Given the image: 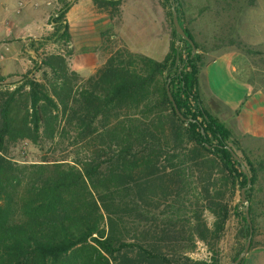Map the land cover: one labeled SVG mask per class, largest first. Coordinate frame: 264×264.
<instances>
[{
  "label": "trees",
  "instance_id": "trees-1",
  "mask_svg": "<svg viewBox=\"0 0 264 264\" xmlns=\"http://www.w3.org/2000/svg\"><path fill=\"white\" fill-rule=\"evenodd\" d=\"M93 2L99 12L116 13L122 0ZM161 2L174 39L163 61L122 49L85 79L70 69L66 55L53 54L41 60L49 72L42 80L26 76L14 87H0V264H178L170 257L181 256L184 264H220L214 248L232 217L245 240L236 261L250 233L241 204L248 182L242 165L251 179L250 251L255 246L253 192L263 166L234 158L233 152L246 154V137L205 108L201 46L183 22L181 0ZM173 2L195 55L176 34ZM71 6L53 20L50 42L61 31L70 40L65 17ZM237 45L249 57L259 54ZM26 143L41 151L68 143L76 152L71 159L19 161L11 152ZM197 242L210 247V261L188 257Z\"/></svg>",
  "mask_w": 264,
  "mask_h": 264
},
{
  "label": "crops",
  "instance_id": "crops-1",
  "mask_svg": "<svg viewBox=\"0 0 264 264\" xmlns=\"http://www.w3.org/2000/svg\"><path fill=\"white\" fill-rule=\"evenodd\" d=\"M74 1L65 17L72 38L87 42L92 31L99 40L102 36L106 38L108 33L111 34L108 42L112 41L116 49L123 48L156 61H163L170 52L173 33L161 0H122L118 12L113 15L106 10L99 12L93 0ZM56 2L58 4L60 0H0L2 76L7 75L3 62L8 56L6 49L10 50V45L5 42L18 33L14 23L23 24L19 28L21 34L41 35L42 12L46 13ZM185 2L181 0L183 22L200 44L204 55L199 91L205 108L238 137H248L264 144V69L259 68L254 59L239 50L236 44L218 45L213 34L209 41L199 42L189 27L191 20L210 23L216 20H211V12H203L204 9L209 11L206 7L201 6L196 13L189 12ZM236 9L239 36L245 44L258 50L264 45V17L260 16V11L256 14V9L251 11L243 1ZM214 15L218 16L217 13ZM110 51L107 44L103 50L91 52L85 48L75 52L69 56L71 70L87 79L113 55ZM260 51L257 52L262 54ZM243 264H264V247L254 246Z\"/></svg>",
  "mask_w": 264,
  "mask_h": 264
},
{
  "label": "rangeland",
  "instance_id": "rangeland-1",
  "mask_svg": "<svg viewBox=\"0 0 264 264\" xmlns=\"http://www.w3.org/2000/svg\"><path fill=\"white\" fill-rule=\"evenodd\" d=\"M186 5L189 7V12H198L199 8L202 6L206 7L209 11L203 10V12H211V20L215 22H205L206 20L194 21L191 20L189 27L192 29L196 38L199 42L206 39L209 41L211 35L217 38V44L221 46H226L232 41L235 43L242 42L241 37L238 32V25L236 20L238 18L236 3L238 0H184ZM240 4L243 3L249 5L252 9H256V14L260 11V16L264 17V0H254V4L250 5V0H239ZM74 0H60L57 4L54 3L48 11L42 12L41 17L44 20L40 24V30L43 32L41 35L28 36V34H21L19 28L21 23H14L15 29L17 30V35L13 36L14 38L8 40L10 45V50L8 51L7 60L4 61L3 65L5 66L4 71L7 75L2 76L3 70L0 72V87L2 89L14 87L22 82L26 76L29 78H36L38 80L43 79V73L48 72L47 69H41V60L46 59L49 55L53 54H62L66 55L69 67L70 66V55L75 52H80L82 49L88 48L89 51H96L102 49L108 44L109 49L111 48L112 54H115L117 51L122 50L123 48L116 49V46L111 42H108L111 34L107 33V37L99 40L96 37V34L92 31L90 33V40H81L80 38H72L70 34L69 39H62V31L57 34V41H49L52 34H54L55 25L53 20L58 16L60 11H64L65 4H72ZM201 7V8H202ZM110 11V10H108ZM115 14V11L111 10L110 14ZM193 13L191 15H193ZM218 14L216 17L214 14ZM16 19V18H15ZM169 19V17H168ZM257 20V19H256ZM170 23V19L168 20ZM193 22V23H192ZM261 26L263 23H260ZM256 26V24H251ZM23 26V24L21 25ZM170 28L172 29L171 23ZM250 32H253L250 28ZM78 37V36H77ZM54 40V38H53ZM216 43V42H215ZM236 44V46H238ZM258 49V48H257ZM261 50V51H260ZM257 51L262 52V54H255L252 56L255 64L264 69V45L259 47ZM49 73V72H48ZM242 148L245 150L246 154H243L239 151L238 155L240 158L247 156L252 162L260 164L263 166V170H260V178L257 185L254 188L253 198L255 202L254 210V219H255V228L256 235L254 237L255 246L264 247V144L258 141H254L248 137L241 140ZM57 150V152H55ZM76 152V147L69 146L68 143L65 146L49 149L46 147L44 151H41L38 147L34 146L31 143H26L23 148H18L17 150L12 151V156L19 161H28V162H37L42 160L44 157L48 159H63L67 157L71 159L74 157ZM228 199V196H227ZM240 200V197H237ZM194 202V199L190 197L187 200V203ZM187 205V209H189ZM245 207V206H244ZM165 208L162 207L160 210H156V213L164 211ZM245 210V209H244ZM190 212V209L188 210ZM187 211V212H188ZM183 214V213H182ZM209 226L213 225L214 217L208 211L204 214ZM239 221L236 217H232L228 222L226 231L223 239L219 244L214 248L219 255L221 261L220 264H233L232 261L236 251L239 248V243H244L245 240L239 238ZM189 258L193 261H210L213 252H211L210 247L203 242H197L196 249L194 252L187 254ZM178 261V264L187 263L185 256L181 257H170ZM177 264V263H176Z\"/></svg>",
  "mask_w": 264,
  "mask_h": 264
},
{
  "label": "water",
  "instance_id": "water-1",
  "mask_svg": "<svg viewBox=\"0 0 264 264\" xmlns=\"http://www.w3.org/2000/svg\"><path fill=\"white\" fill-rule=\"evenodd\" d=\"M171 9H172V13H173L172 21H173V25H174L176 34L178 35V37H180L183 40L187 41L191 45V47H192V55H195L197 53V47H196L194 41L187 36V34L185 33L183 27L181 26V23L179 21V15H178V12H177V4L173 2ZM168 95H169L170 100L174 104L175 111H176L177 115L182 120H185V117L182 115L181 111L178 109V107H177V105L175 103V100H174V98H173V96L171 94V91H170L169 87H168ZM233 155H234V158L239 163L242 164L241 158L235 152H233ZM242 170H243V173L247 175L248 182H247V186L241 190V204H243L245 206L247 223H248V225L250 227V233H249V237H248L247 243H246V245L244 247V250L241 252V254L236 259V261L233 262V264H239L245 258V256L249 253L251 245H252V239H253V233H254L253 224H252V221H251L250 211H249V201H248V198H247V190L251 186V179H250L248 170H247V168L244 165H242Z\"/></svg>",
  "mask_w": 264,
  "mask_h": 264
}]
</instances>
